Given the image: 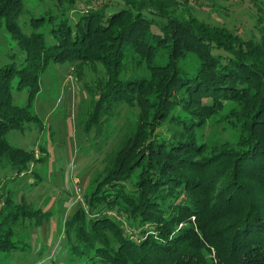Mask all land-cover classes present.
<instances>
[{
  "label": "trees",
  "instance_id": "16d2710c",
  "mask_svg": "<svg viewBox=\"0 0 264 264\" xmlns=\"http://www.w3.org/2000/svg\"><path fill=\"white\" fill-rule=\"evenodd\" d=\"M24 1L0 0V29L22 52L0 67V253L24 250L18 229L50 217L17 191L41 182L46 147H15L8 134L44 128L33 111L41 78L69 62L96 75L85 133L102 134L121 108L135 116L63 219L72 264H264V0H249V39L200 19L197 0H117L116 10L51 0L57 13L31 18L26 34ZM224 122L233 142L203 137Z\"/></svg>",
  "mask_w": 264,
  "mask_h": 264
},
{
  "label": "rangeland",
  "instance_id": "374dc122",
  "mask_svg": "<svg viewBox=\"0 0 264 264\" xmlns=\"http://www.w3.org/2000/svg\"><path fill=\"white\" fill-rule=\"evenodd\" d=\"M108 1L115 4V10L122 7L120 1ZM193 6L194 14L210 24L226 26L243 39L258 37L256 11L249 0H197ZM94 7L100 6L94 2ZM50 9L53 14L57 13L56 4L51 0H25L24 13L19 20L22 31L30 33V19ZM71 16L73 20L78 18L75 13ZM47 26L41 28L44 34H47ZM50 39L47 36L48 42ZM21 57L22 52L11 35L1 28L0 67L11 63L18 65ZM84 71L79 74L75 64L69 62L50 68L41 78L40 92L33 105L44 128L38 130L31 126L24 132L12 130L8 134L9 142L15 147L35 149L36 154V146L46 147L47 160L34 167L42 177L41 182L25 187L24 191L18 187L17 191L29 203L50 213V217L41 227L19 228L18 238L30 239L29 245L8 256L0 253V264H72L62 240L63 219L73 207L83 203L89 179L104 168L105 159L116 147L124 125L135 117L133 112L121 108L103 123L102 134L96 135L94 129L85 133L83 123L91 102V94L85 85L92 88L96 75ZM13 94L17 102L24 104L26 91H14ZM203 137L211 143L233 142L237 132L228 122L221 126L211 123L205 127ZM78 188L82 195L79 200L75 196Z\"/></svg>",
  "mask_w": 264,
  "mask_h": 264
},
{
  "label": "built area",
  "instance_id": "2783aa9c",
  "mask_svg": "<svg viewBox=\"0 0 264 264\" xmlns=\"http://www.w3.org/2000/svg\"><path fill=\"white\" fill-rule=\"evenodd\" d=\"M75 196H76V199L79 200L81 198V193H80V189H76L75 190Z\"/></svg>",
  "mask_w": 264,
  "mask_h": 264
}]
</instances>
